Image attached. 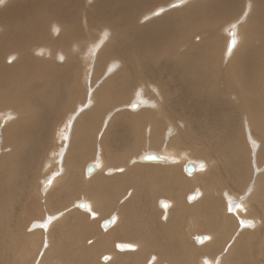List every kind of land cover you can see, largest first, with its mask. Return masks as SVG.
Here are the masks:
<instances>
[{
	"label": "bare ground",
	"instance_id": "1",
	"mask_svg": "<svg viewBox=\"0 0 264 264\" xmlns=\"http://www.w3.org/2000/svg\"><path fill=\"white\" fill-rule=\"evenodd\" d=\"M159 1L165 0H95L92 10L83 8L82 13L79 3L83 0H3L0 3V22L8 17L15 21L8 23L7 33L2 32L0 36V109L8 105L11 109L0 115V144L4 145L0 158V254L9 252L1 247L11 241L7 239L12 230L15 240L21 239L32 249L41 250L45 242L37 264H133L134 257L135 264H205V257L209 258V264H264V231H260L264 225L258 221L260 215L264 216V169H261L264 165L258 167L254 179L250 184L248 180L247 185L243 148L245 142L248 147L255 146L256 140L252 138L249 145L239 136L242 128L238 121V105L244 106L250 128L261 140V148L257 150L258 162H261L264 159V0H244L247 8L240 14V25L235 22L229 27L231 17L239 13L237 0H197L185 9H179L184 0H175L156 9L159 15L156 18H162L160 21L151 27L140 26L142 18L137 16L134 7L142 12L147 7L158 6ZM38 4H43L42 14L34 12ZM153 11L142 14L150 18ZM43 14L48 16L44 18ZM80 14L83 30L78 28ZM22 16H27L29 21L22 20ZM55 18L61 27L56 25L41 32L43 19L54 22ZM69 19H75V23ZM68 21L76 25L73 32L71 28L67 31ZM94 27L110 32L106 31L110 38L106 37L102 46L97 45L100 34L92 33ZM222 29L228 32L225 42L230 39L227 53L221 52L224 42L219 31ZM23 34L26 40L22 45L28 44L25 50H9L10 39L15 36L16 46H20L19 36ZM233 40H236L234 46ZM76 44L78 47H73ZM32 48L36 53H31ZM38 49L44 52L38 53ZM117 62L123 65H116ZM63 73L75 77L68 81ZM57 78L66 82V86L60 87L65 92L63 95L54 91ZM136 78L146 82L134 89L138 99L132 100L128 93ZM101 80L95 94H91L94 87L90 88L89 99L93 97L95 104H85L83 97L78 110L68 111L61 123L60 127L71 130V140L63 146L69 140V132L61 128L55 141L60 143L64 139L60 155L63 157L66 153L67 158L61 166L56 163L60 155L56 153L52 157L54 164L48 165L52 167L48 173L51 177L41 185L45 200L39 189L31 197L33 187L39 185L33 182L35 174L29 172V165L40 164L39 158L44 155L41 149L30 152L29 142L55 131V123L64 114L62 108L77 107V95H87V87ZM125 102L132 115L124 114L119 122L114 117L102 118L100 122L97 117L100 111L102 116L106 110L117 114L122 107L116 106ZM163 102L167 107H161ZM56 113L60 114L59 119L53 117ZM172 114L178 115L184 125H178ZM72 118H77L78 123L70 122ZM2 120L6 121L4 128ZM96 120L100 122L99 127L108 121V127L103 136L98 135V128L96 143L90 144L81 135L84 131L89 136ZM83 126L89 130L82 129ZM112 128L122 131L127 139H138L158 149L133 154L136 156L127 159L126 151L117 152L110 138H106L107 133L114 136ZM189 147L196 151L192 152ZM147 152L156 153L163 160L145 161L143 155ZM194 156L201 159L187 162V157ZM116 163L126 165L113 167ZM187 164L194 165L195 171L186 172ZM89 165L95 167L91 172H88ZM149 165L156 167L146 169ZM223 175L229 176L243 193H248L243 202L247 212L238 209L229 213V201L222 204L217 200L228 188L222 184ZM243 183L246 184L243 186ZM84 185H87L85 189ZM199 186L202 190H197ZM185 187L190 189L183 196L180 190ZM208 191L214 194V200L202 197ZM84 193L93 201L81 199L66 204L65 197L85 198ZM191 194L195 195L193 199L189 197ZM232 194L238 196L236 191ZM19 198L25 200L24 208L32 198H39L46 207L39 206V213H31L22 208L24 201ZM152 199L163 223L157 222L150 210ZM16 211L18 217L13 214ZM72 213L89 214L91 226L86 245L81 244L86 234L83 230L81 241L75 244L82 247L75 249L73 243L80 239ZM36 219L32 229L28 224ZM225 219L236 221L231 226ZM101 220L102 228L107 230L104 232L107 240L97 242L96 246L93 234L97 232L92 224ZM184 220H188V238L202 236L204 240L192 250L187 245L181 247L185 232L177 234L180 233L182 240L173 239L172 234L175 235ZM107 221L110 222L105 226ZM251 230L260 231L263 238L255 239L258 234L254 237ZM196 232L203 235L197 236ZM59 245L62 254H58ZM199 250L204 252L200 254ZM76 257L78 261L73 262Z\"/></svg>",
	"mask_w": 264,
	"mask_h": 264
},
{
	"label": "rangeland",
	"instance_id": "2",
	"mask_svg": "<svg viewBox=\"0 0 264 264\" xmlns=\"http://www.w3.org/2000/svg\"><path fill=\"white\" fill-rule=\"evenodd\" d=\"M46 0H44V2H45ZM173 1H175V0H165V1H159V5L158 6H155V7H147L145 10H143L142 12L140 11V9H139V11H138V9L136 8V6L134 7V10L136 11V13H137V16L139 17V18H142L139 22H142V23H140V26H145V27H151V25L153 24V23H157L158 21H160L162 18H156V17H159V15H157L156 14V9L158 8V7H165L168 3H170V2H173ZM185 2H184V4H183V6H181V7H179V9L180 8H182V9H185V8H188V7H190V6H192L193 4H194V2L195 1H197V0H184ZM199 1H201V0H199ZM94 3H95V0H83V3H79V9H80V11H81V13L83 12V8H85V10H92V7H93V5H94ZM245 2H244V0H237V4H238V7H237V10H238V14H234V16H232L231 17V19L229 20V27L230 26H232L235 22L236 23H239V25H240V22L242 21V18H241V16H240V14H242L243 13V11H244V8H247V6L244 4ZM41 5V6H40ZM45 6L47 5V4H44ZM38 6V7H37ZM211 6L214 8V6H213V4H212V2H211ZM41 7H43V4H38V5H36V6H34V12H36V13H40V14H42V9H41ZM142 8V7H141ZM225 8H227V9H229L230 7L229 6H225ZM178 9V8H177ZM147 10L148 11H152V10H154L150 15H151V17L150 18H147L148 16H144L142 13L143 12H147ZM38 11V12H37ZM177 11V10H176ZM150 13V12H149ZM148 13V14H149ZM39 14V15H40ZM44 15V18H46L48 15L47 14H43ZM153 15H155V16H153ZM46 16V17H45ZM153 16V17H152ZM27 17V16H26ZM25 16H22V20H24V21H29V19H28V17L26 18ZM24 18V19H23ZM25 18H26V20H25ZM234 18H237L238 19V21H234ZM6 19V20H5ZM5 19H3L2 20V22H0V36L1 35H3L2 34V32L4 33V35L7 33L6 32V29H7V24L8 23H11V21H12V18H10V17H8V18H5ZM16 19H18V18H16ZM56 20H57V18H55ZM70 21H72L73 23H75V19L74 20H72V19H69ZM78 20H79V24L80 25H78L79 27L78 28H82V30H83V27L81 26L82 25V23H81V14H80V16L78 17ZM70 21H68L69 22V24H68V22H67V31H68V29H70L71 28V30H72V32H73V29L75 28V24H72L71 25V22ZM12 22H15V21H12ZM43 22H45L43 25H42V30L43 31H41V32H44V30H46V29H48V31L50 30V29H54V27H56V25L58 26V27H61V25L59 26V21L57 20V21H52V22H50V21H46V19H43ZM65 23V22H64ZM54 24V26H52ZM222 24V23H221ZM220 24V25H221ZM2 25V26H1ZM5 25V26H4ZM12 25H13V23H12ZM26 26H25V28L27 27V24H25ZM47 25L49 26V27H47ZM68 25H70L69 27H68ZM120 25V23H117V26H119ZM224 26H228V25H226V24H224ZM5 27V28H4ZM57 27V28H58ZM111 27V26H110ZM4 28V29H3ZM95 28V27H94ZM111 29H112V27H111ZM93 31H92V33L94 34V32L96 33V32H98V34H100L99 35V37H98V39H97V45H103L104 44V42H105V39H106V37H109V36H107L110 32L108 31V29H103L102 31H101V29H99L98 27H96L95 29H92ZM236 30V29H235ZM106 31H108L109 33H106ZM6 32V33H5ZM8 32H14V31H8ZM185 32H186V30H185ZM82 33H84V31H82ZM184 33V32H183ZM186 33H188V32H186ZM185 33V34H186ZM219 34H221V36L220 37H223V45L221 46V52L222 51H225V53H227L226 52V48H227V44H228V46H229V42H230V39H226V41H227V43L225 42V39H224V37L225 36H227L228 35V32H225L223 29L222 30H220L219 31ZM22 37V38H21ZM24 37V38H23ZM13 38V39H12ZM10 40L12 41V46L11 47H7V48H9V50H11V49H14V50H18V49H23V50H25L24 48H25V46L26 45H28V44H23L22 45V43H23V41L24 40H26V38H25V36H24V34H23V36H19V41H20V46H16V44L18 43V39L14 36V37H12ZM110 38V37H109ZM236 41V40H235ZM41 42V41H40ZM66 42H69V41H66ZM41 43H43V41L41 42ZM64 43V42H63ZM236 44V43H235ZM73 47H78V45L76 44V45H74ZM30 51V50H29ZM36 50H34V48H32V51H31V53H36L35 52ZM37 52L38 53H40V52H44L43 51V49H42V51H41V49H38L37 50ZM14 54H16V52H14ZM116 65H119V66H122L123 65V63L122 62H117V63H115ZM94 66L93 67H91L92 69H94V67H95V65H96V63L95 64H93ZM3 66H6V65H3ZM91 68L89 69V71L91 70ZM38 71V70H37ZM72 71V70H71ZM137 73V72H136ZM64 74V76L67 78V80L68 81H72V77H75V75H72L71 77L69 76V75H67V74H65V73H63ZM71 74H72V72H71ZM93 74V73H92ZM50 79V78H49ZM50 81H52L53 82V80L52 79H50ZM54 82H55V79H54ZM53 82V83H54ZM102 82H103V80H101V81H93L92 82V84H90V87L88 88L87 87V90H89L88 92L86 91V94L87 95H80L79 96V94L77 95V97L75 98V100L77 99V103H78V106L77 107H71V105L69 106L70 107V109H65L66 107H64V108H62V110L61 111H64V114H62V116H61V119L60 120H58L56 123H55V129H53V130H55V131H53L51 134H49V135H46V136H42L40 139H38V140H35V141H31V142H29L30 144H29V151L30 152H34L35 150H37V149H41L42 150V154L44 155L43 157H40L39 159H41V162H40V164H36V163H31V165H29V172H33L34 174H35V176H34V178H33V182L34 181H36V183L39 185V186H35V187H33V190H32V194H31V197L35 194V192H36V190L37 189H39L40 190V195L42 196V198H43V200H45V198L43 197V193H42V190H41V185H42V183L48 178V177H51V176H49V174L48 173H50V171L52 170V167L51 168H49L50 166H52L54 163V160L55 159H53L52 160V157L56 154V153H58L59 155L61 154V150H62V148H63V146H67V144H69L70 143V140H71V130L69 129V128H65V127H60L61 126V123H62V121L64 120V118H65V115H66V113L69 111H73V109H75V112L78 110V107H79V105H82L81 103H82V99H83V97H84V103L85 104H87V103H89L91 106L92 105H94L95 104V99H92L93 97H91L90 96V99H89V92H90V88L92 89L93 87V89H92V92H91V94H95L96 93V91H97V89L101 86V84H102ZM141 82H146V81H142L141 79H139V78H136V80H135V83H134V85L132 86V88L129 90V95L131 96V99L132 100H134V99H138V95H136L137 94V90L135 91L134 89L141 83ZM63 84H65V86H66V82L65 81H62V80H59L58 78H57V83L54 85V91H55V93H57V94H60V95H63V94H65V92H63V91H61L60 90V87H62V85ZM150 84V83H149ZM151 85V84H150ZM153 87H155V86H153ZM70 89V88H69ZM133 95V96H132ZM88 96V97H87ZM85 97H87L88 99H85ZM143 97H147V95H143ZM158 97H160L161 98V96H158ZM79 98V99H78ZM130 99V100H131ZM87 100V101H86ZM81 102V103H80ZM93 102V103H92ZM74 103V102H73ZM127 102H125V103H122L121 105H119V106H116V107H122V108H120V110H118V112H117V114H115L114 113V115H113V113H111L110 112V110L108 111V110H106V112L107 113H104L103 114V116L100 114V113H103V111H100V113L97 115V117L99 118V120H100V122H101V120H102V118L105 120L107 117H114V120H118V122H119V120H120V118L124 115V114H126V113H128V114H130V115H132L133 113L131 112L130 113V111H131V109H129L128 110V108H127V104H126ZM164 103V104H163ZM163 103H161V107L162 108H165V107H167L166 105V102H163ZM88 105V104H87ZM8 107V108H7ZM7 107H5L6 109H4V110H1L0 111V115H2L3 113L5 114V113H7V110L9 109L10 110V112H11V109H10V105H8ZM147 107H149V106H147ZM242 107L244 108V112H245V108L246 107H244V106H240V105H238V108H239V112H240V118H239V122H241V126H240V129H241V132L242 133H240L239 134V136H241V138L243 139V140H245V141H247L248 143H249V145H251V140H252V138L253 139H255L256 141L255 142H253V144L255 145V146H253V145H251V147H248V145H247V143L245 142V144H244V148H243V155H244V161H245V169H246V171H247V175H246V177H245V179H244V181H246V179H247V181H246V183L248 182V180H249V184L251 183V181L254 179V175H255V173L258 171V167H261V166H263L264 165V159L261 161V162H258V154H257V150H259L260 148H261V140L260 139H258L257 138V136H258V134L253 130V129H251L250 127H251V125H250V120H248V118L246 117V115L243 113V109H242ZM73 108V109H72ZM90 107H87L86 109H89ZM65 109V110H64ZM72 109V110H71ZM60 112V111H59ZM105 112V111H104ZM169 112L170 113H172L173 111H171V110H169ZM75 115H77L78 116V114L77 113H75ZM106 115V116H105ZM40 116H43V114H41ZM115 116H117V117H115ZM177 116V117H176ZM53 117L54 118H56V119H59V117H60V114L59 113H56V114H54L53 115ZM171 117L175 120V121H177V123H179L178 125H184L183 123H180L181 122V120L178 118L179 116L178 115H175V114H172L171 115ZM78 118V117H77ZM77 118H72L71 120H70V122H75V123H78V120H77ZM110 120V119H109ZM3 121V120H2ZM11 121V120H10ZM4 123L3 124H1V127L2 128H4V124H5V122L6 121H3ZM100 122H98L97 120H96V122H95V125L93 126V127H90V130H89V128L87 127V126H85V128H84V126L82 127V129H85L86 131H87V129L89 130V132H90V135L88 136V132H84V131H82V137L84 138V139H86V138H88V141H89V143L90 144H95L96 143V141H95V139H96V134H97V131H98V128H99V134L98 135H102L103 136V134L105 133V131H106V129L105 128H107L108 127V125L106 124V123H108V121L103 125V126H101V127H99V123ZM117 122V121H116ZM118 124V123H117ZM116 124V125H117ZM60 127V128H59ZM180 127H182V126H180ZM249 127V130L247 131V128ZM61 128H65V131L64 132H69L68 134H69V140L67 141V142H64V145L62 146V145H60L62 142H63V138L61 139V141H60V143H58L57 141H55V138L56 139H58L59 138V136H60V134H61V131H62V129ZM75 128H77V127H75ZM185 128V127H184ZM59 129H61L60 130V132H59ZM114 128H112V129H110L111 131L113 130ZM251 129V130H250ZM149 130V129H148ZM243 130V131H242ZM109 131V130H108ZM107 131V132H108ZM114 131H115V134H114V136L113 135H109V133H107V137L106 138H110V140H111V142H112V144L114 145V148L116 149V151L117 150H125L126 151V158L128 159V157L129 156H131V157H134V156H136V155H133V154H139V153H141V152H144V151H155V149L157 150L158 148L156 147L155 149L154 148H152V147H149V146H146L143 142H140L138 139H127V138H125L123 135H122V131L120 132V131H118V130H116V129H114ZM67 133H65V136L67 135L68 136V134ZM139 133V132H138ZM174 135H176V133L175 134H173V136ZM41 140H43V143H40V141ZM53 140V141H52ZM6 145V144H5ZM256 145H258V147L256 148ZM0 146L2 147H0V158L1 157H3V154H4V145L2 146L1 144H0ZM66 148V147H65ZM101 149H103L102 147H101ZM189 149L192 151V152H195L196 150H195V148L194 147H189ZM118 152V151H117ZM124 152V151H123ZM156 152H158V151H156ZM160 153V152H159ZM99 155L97 154V152L95 153V157H98ZM200 156H194L193 158H191V157H187V162L188 161H196V160H200L201 158H199ZM66 158H67V155H66V153L63 155V157H61V155H60V157L58 158V162H56V163H58V165H59V163H61L60 165L61 166H63V164H62V161L63 160H65L66 161ZM91 158L92 157H90V160H91ZM188 158H189V160H188ZM263 158H264V155H263ZM50 161V162H49ZM59 161H61V162H59ZM90 162V161H89ZM91 162H94V161H91ZM186 162V163H187ZM185 163V164H186ZM42 164V165H41ZM50 164V166L48 167V165ZM153 164H156V163H153ZM126 164L125 163H116L115 165L113 164V167H122V166H125ZM38 166V167H37ZM40 166V167H39ZM45 166V167H44ZM140 166H145V164L144 163H140ZM159 166H162V165H159ZM156 166H154V165H149V166H147L146 167V169H149V168H151V169H154ZM37 169V170H36ZM261 169H264V168H261ZM49 172H48V171ZM57 170V171H56ZM185 170H186V168H185ZM257 170V171H256ZM60 171V169H55V172H59ZM185 172V171H184ZM183 172V168H182V174H184L185 176L187 175L186 174V172L184 173ZM36 174L38 175L39 174V176L38 177H36ZM46 174H48V175H45ZM117 175V174H116ZM189 176V175H188ZM182 177V179H184V177L183 176H181ZM190 177V176H189ZM188 177V178H189ZM223 177L225 178L223 181H222V184L223 185H228V188L227 189H225L224 190V194H220V196H218L219 198H217V200H219V202H221L222 204H224V203H226V202H228L229 201V204H228V207H227V209L229 210V213L231 212V211H236V210H238V209H241V210H243V209H245L244 211L245 212H247V210H246V208L243 206V202L244 201H246V199H244L245 198V196L248 194V193H243V189L241 188L240 189V186H237L236 184H234L231 180H230V178H229V176H227V175H223ZM252 178V179H251ZM92 179V178H91ZM64 180V179H63ZM62 180V181H63ZM246 183H243V186L246 184ZM247 185H248V183H247ZM87 187V185H84V188L83 189H85ZM244 188H246V187H244ZM82 189V190H83ZM190 189V188H188V187H185V189L183 188L182 190H180L181 191V193H182V195L184 194H186L187 192H188V190ZM202 190V187L201 186H199L198 188H197V190ZM232 189V190H231ZM242 190V191H241ZM230 191H231V193H232V191L234 192V191H236L237 193H238V196L236 197V195L235 194H232L231 195V193H230ZM243 193V194H242ZM84 195V197L85 198H83L82 196V198H77V197H75V196H73V197H70V198H68V197H65V202H66V204L67 205H69L72 201H79V200H81V199H83V200H85L86 201V199H90V200H92V197H90L89 196V194H86V193H84L83 194ZM183 195V196H184ZM213 195L214 194H212V192L211 191H208V192H206V193H204L203 194V198L205 199V200H207V201H212V200H214V197H213ZM73 198H76V199H74V200H72ZM153 198V197H152ZM236 198H238V200L236 199ZM154 199V198H153ZM152 199V203H151V211L153 212V215L155 216V218L157 219V222H160V223H163V221H162V219H161V217H160V214H158L159 212L156 210V209H154V207H155V202H154V200ZM19 200H21V201H24L23 202V204H22V208L25 210L26 208L30 211L31 210V213L32 212H34V211H36V212H38V209H39V206H41L42 208H45L46 206H45V202H41L40 201V199L39 198H32L29 202V207L28 206H26V208H24L25 207V205H26V202H25V200L23 199V198H19ZM37 200V201H36ZM36 201V202H35ZM93 201V200H92ZM38 202V203H37ZM33 203V204H32ZM36 203V204H35ZM41 203V204H40ZM115 203H116V199H115ZM87 204H88V202H87ZM186 204H188V203H183V205L184 206H188V205H190V204H188V205H186ZM239 204H242V205H239ZM89 205V204H88ZM207 206H209L208 204H206ZM35 206V207H34ZM21 207V206H20ZM78 207V206H77ZM94 210H95V208H94V206H93V208H92V211L94 212ZM84 211H86L87 212V210H84ZM114 211V210H113ZM113 211H111L110 213H112ZM155 212V213H154ZM17 213V211L16 212H14L13 214H15L16 216L15 217H18L19 216V213L18 214H16ZM39 213V212H38ZM88 213H90V212H88ZM113 213H115V212H113ZM228 213V215H227V217L229 218V214ZM48 214V213H47ZM72 215V217H74V219H75V222L77 223V227H78V232H77V238H79L80 240L79 241H76V242H74L73 243V249H75V248H79V247H82L81 246V244H83V245H86V241H87V239H88V237H89V233H90V231H91V226H90V223L88 222V219H87V217H88V215L89 214H87V216H82V215H79V214H71ZM92 215V214H91ZM22 216V215H21ZM21 216H20V218H21ZM26 216V215H25ZM24 216V217H25ZM27 217V216H26ZM26 217L24 218L25 220H26ZM226 217V216H225ZM89 218V217H88ZM100 218V217H99ZM105 218H107V217H105ZM104 218V219H105ZM101 219V218H100ZM93 220V219H92ZM226 220V219H225ZM36 221H38V219H36V220H33L31 223H29L28 224V226H30V227H32V229H33V226H31L33 223H35ZM102 221L103 220H101L100 222H97V221H95L96 223H93L92 224V227H95L96 228V232H97V234H93V236H94V244L96 245V246H98V243H101V242H103V241H105V240H107V236H106V234L104 233L105 231H107V230H104L103 228H102ZM235 219L233 220V221H228V220H226V222L228 223V224H230L231 226L232 225H234L235 224ZM258 221L261 223V221H262V224L264 225V216L263 215H260L259 217H258ZM23 222L24 223H26L24 220H23ZM188 222V220H184V222L182 223V225L181 226H179L177 229H176V231L174 232L175 233V235L174 234H172L174 237H173V239H176V240H178V238L180 237V239H181V236H180V233H179V235H177L178 234V232H185V238L183 239L184 240V242L185 243H183L182 245H181V247H185L186 245H187V248H189V250L191 249H193V247H194V245H196V244H200V242H198V239H196V236H195V239H193V238H188V234H187V231H186V229H187V227H186V223ZM43 225L44 226H46L47 224H46V222L45 223H43ZM66 225V224H65ZM28 226H27V229H28ZM26 228V227H25ZM156 228H158L159 230H161V228L159 227V226H157ZM66 229V228H65ZM65 229L64 230H62L63 232L65 231ZM180 229V230H179ZM199 229L202 231V230H204V231H207V229H205V228H201V227H199ZM198 229V230H199ZM86 231V234L83 236V241H82V243L80 244V245H75L76 243H79L80 241H81V233H82V231ZM199 230V231H200ZM260 231H264V228L262 229V230H260ZM256 232V231H250V233H254L253 235H254V237L258 234V236H256L255 237V239H261V238H263V236H262V234H261V232ZM173 233V232H172ZM196 233H198L197 234V236L198 235H203L202 234V232H196ZM264 233V232H263ZM232 233H230L229 235H231ZM97 237V238H96ZM198 237H200V236H198ZM9 238L10 239H7L8 241L9 240H11L9 243H7V244H3V246L1 247V249H4L5 251H9V252H7V254L6 255H3L2 253L0 254V264H37V260L41 257V250L44 248V245H45V242L42 244V247H41V250L39 249L38 250V248L36 249V247H33V249L32 248H30V246H29V244H27V243H24L23 241H21V239L19 240V239H17V240H15L14 238H13V232H12V230H9ZM76 238V239H77ZM119 239H122V238H119ZM182 240V239H181ZM186 240H188V241H186ZM192 240V241H191ZM196 240V241H195ZM120 241H124V240H120ZM204 241V240H203ZM98 242V243H97ZM192 242V243H191ZM64 243H65V241L61 244L62 246H64ZM201 243H203V242H201ZM41 245V241H40V243H39V246ZM90 245V244H89ZM89 245H87V247L89 246ZM91 247V246H90ZM177 247H180V245H177ZM57 251H58V254H62V248L60 247V245L58 246V249H57ZM82 251H84L85 252V250H82ZM195 251V250H194ZM36 252H38V256H37V258H36ZM186 252V251H185ZM204 251H202V250H199V253L201 254V253H203ZM180 253V252H179ZM181 254V253H180ZM80 256V255H79ZM73 257H75V256H73ZM134 257V256H133ZM36 258V259H35ZM156 259V258H155ZM154 259V260H155ZM75 260H77L78 261V257H76L75 259H74V261L73 262H76ZM157 260V259H156ZM153 261V260H152ZM65 263V262H64ZM126 263H128L127 261H126ZM136 263V259H135V257H134V259H133V264H135ZM203 263H205V264H209V258L208 257H205L204 259H203ZM95 264V263H94Z\"/></svg>",
	"mask_w": 264,
	"mask_h": 264
},
{
	"label": "water",
	"instance_id": "3",
	"mask_svg": "<svg viewBox=\"0 0 264 264\" xmlns=\"http://www.w3.org/2000/svg\"><path fill=\"white\" fill-rule=\"evenodd\" d=\"M136 105H137V104L134 103L132 107L135 108ZM143 160H145V161H162L163 158L160 157L159 155H157L156 153H153V152H147V153H145V154L143 155ZM94 168H95V167H94L93 165H89V167H88V172L93 171ZM186 171H187L188 173H192V172H194V171H195V166L192 165V164H187V165H186ZM189 197H190V199H193V198L195 197V195H194V194H191ZM82 204H84V206H85V203H84V202H83ZM162 205H163L164 207L167 206V204H166L165 202H163ZM109 222H110V221H107L104 225L107 226V225L109 224ZM202 241H203V237H202V236L198 237V242H202Z\"/></svg>",
	"mask_w": 264,
	"mask_h": 264
},
{
	"label": "snow or ice",
	"instance_id": "4",
	"mask_svg": "<svg viewBox=\"0 0 264 264\" xmlns=\"http://www.w3.org/2000/svg\"><path fill=\"white\" fill-rule=\"evenodd\" d=\"M2 2H3V0H0V3H2ZM235 43H236V41L233 40V41H232L233 46L235 45Z\"/></svg>",
	"mask_w": 264,
	"mask_h": 264
}]
</instances>
